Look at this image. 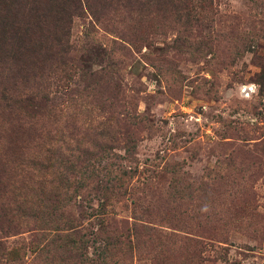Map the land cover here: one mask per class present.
I'll list each match as a JSON object with an SVG mask.
<instances>
[{
  "label": "rangeland",
  "instance_id": "rangeland-1",
  "mask_svg": "<svg viewBox=\"0 0 264 264\" xmlns=\"http://www.w3.org/2000/svg\"><path fill=\"white\" fill-rule=\"evenodd\" d=\"M64 2L0 64V264H264V0Z\"/></svg>",
  "mask_w": 264,
  "mask_h": 264
},
{
  "label": "trees",
  "instance_id": "trees-1",
  "mask_svg": "<svg viewBox=\"0 0 264 264\" xmlns=\"http://www.w3.org/2000/svg\"><path fill=\"white\" fill-rule=\"evenodd\" d=\"M70 9L65 2L63 5L52 3L48 8L42 0H0V64L12 62L13 80L31 81L37 75L33 65L39 64L40 70L44 62L54 59L65 62L64 57L71 48L70 31L61 26L60 30L54 26L47 29L46 24L48 26L52 17L60 25L64 19L60 12L67 13ZM24 102L33 107L40 104L34 94L27 96Z\"/></svg>",
  "mask_w": 264,
  "mask_h": 264
}]
</instances>
